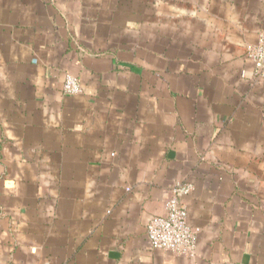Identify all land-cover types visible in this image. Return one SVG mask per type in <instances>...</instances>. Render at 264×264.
<instances>
[{
  "label": "crops",
  "instance_id": "obj_1",
  "mask_svg": "<svg viewBox=\"0 0 264 264\" xmlns=\"http://www.w3.org/2000/svg\"><path fill=\"white\" fill-rule=\"evenodd\" d=\"M260 32L264 0H0V264H264ZM176 182L195 260L147 235Z\"/></svg>",
  "mask_w": 264,
  "mask_h": 264
},
{
  "label": "built area",
  "instance_id": "obj_2",
  "mask_svg": "<svg viewBox=\"0 0 264 264\" xmlns=\"http://www.w3.org/2000/svg\"><path fill=\"white\" fill-rule=\"evenodd\" d=\"M258 43L246 54L247 61L253 66L252 76L264 81V32L258 34ZM245 76V75H244ZM79 79L71 74L66 75L63 93L76 96L83 93ZM191 183L176 182L170 191L165 204L166 214L153 217L147 226V235L153 249L170 252L192 260L197 258L198 236L200 229L188 222V209L184 198L193 193Z\"/></svg>",
  "mask_w": 264,
  "mask_h": 264
}]
</instances>
